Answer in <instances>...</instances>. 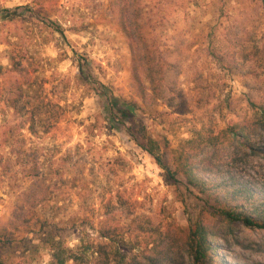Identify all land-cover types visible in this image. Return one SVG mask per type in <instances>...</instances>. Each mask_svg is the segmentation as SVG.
Listing matches in <instances>:
<instances>
[{"label":"rangeland","instance_id":"obj_1","mask_svg":"<svg viewBox=\"0 0 264 264\" xmlns=\"http://www.w3.org/2000/svg\"><path fill=\"white\" fill-rule=\"evenodd\" d=\"M140 1L148 55L167 61L159 89L122 26L126 0H0V264H196L199 218L214 264H264V229L212 214L214 200L169 176L129 125L109 121L106 95L77 80L82 61L108 94L137 102L180 177L189 161L209 182L226 172L263 188L264 0ZM14 56L28 83L10 74Z\"/></svg>","mask_w":264,"mask_h":264},{"label":"trees","instance_id":"obj_2","mask_svg":"<svg viewBox=\"0 0 264 264\" xmlns=\"http://www.w3.org/2000/svg\"><path fill=\"white\" fill-rule=\"evenodd\" d=\"M133 6H135V9H133ZM121 15L122 26L128 34L135 61L146 68V73L149 79H151L152 84L156 89H159L161 82L164 80V72H161L160 65L162 64L161 62L167 61L164 54L163 56H159L158 50L152 49V46H149L152 52L148 55L150 52L148 51L147 43L150 41L147 29L150 24V18L146 16L144 4L140 0H126ZM218 28L214 27L213 29ZM229 29L231 33L236 32V26L231 25L226 28L228 31ZM57 31L63 33L64 29L61 25L57 24ZM210 45L211 55L218 58L217 46L214 43ZM175 47L178 50L180 49L177 44H175ZM77 64L79 70L77 80L79 84L91 87L99 95H106L108 100L107 112L110 122L129 125L127 126L129 135L138 142L143 150L156 160L169 176L174 179L177 178L179 181L184 180L188 186L194 187L199 194L205 197L206 205H210V202L213 200L217 203L219 208H214L213 212H211L210 209L205 207L201 213V217L211 212L212 214L221 215L230 222H241L250 228L264 229V187L246 186L237 182L234 176L230 177L226 172L224 176L227 177L223 178L221 182H209L206 177L202 178L196 173L199 166L189 163V161L182 167V177H180L177 171L172 172L163 160L159 143L148 137L145 125L136 119L137 111L140 109L137 102H127L111 93L108 94L107 87L99 81L95 71L92 70L89 64L82 63V61H78ZM11 65L10 74L16 75L19 80L28 83V70L17 60L16 56L11 58ZM17 83V81H11L7 84L10 95L7 101L15 109H17V103L23 99L21 82ZM157 95L160 97L159 94ZM258 109L264 112L263 107H259ZM31 129L35 133L34 128L32 127ZM246 145L253 150L256 149L251 144ZM33 197L35 198V195ZM212 235L211 229L202 222V218H199L196 229L191 233L190 238V248L196 264H214L212 252L215 250V246L210 241V236ZM56 253L55 256L58 258ZM105 256L108 258L107 253H105ZM70 259L78 261L77 256H71V258L68 257L67 259L66 257L64 260H61L60 264H66ZM153 261L156 264L157 259Z\"/></svg>","mask_w":264,"mask_h":264}]
</instances>
